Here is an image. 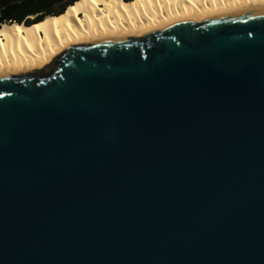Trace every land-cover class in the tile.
<instances>
[{"label": "water", "instance_id": "obj_1", "mask_svg": "<svg viewBox=\"0 0 264 264\" xmlns=\"http://www.w3.org/2000/svg\"><path fill=\"white\" fill-rule=\"evenodd\" d=\"M0 264H264V6L1 72Z\"/></svg>", "mask_w": 264, "mask_h": 264}, {"label": "bare ground", "instance_id": "obj_2", "mask_svg": "<svg viewBox=\"0 0 264 264\" xmlns=\"http://www.w3.org/2000/svg\"><path fill=\"white\" fill-rule=\"evenodd\" d=\"M261 6L264 0H77L62 14L32 24L3 23L0 73L42 69L72 46Z\"/></svg>", "mask_w": 264, "mask_h": 264}, {"label": "trees", "instance_id": "obj_3", "mask_svg": "<svg viewBox=\"0 0 264 264\" xmlns=\"http://www.w3.org/2000/svg\"><path fill=\"white\" fill-rule=\"evenodd\" d=\"M77 0H0V28L3 23L32 24L46 15H60Z\"/></svg>", "mask_w": 264, "mask_h": 264}]
</instances>
